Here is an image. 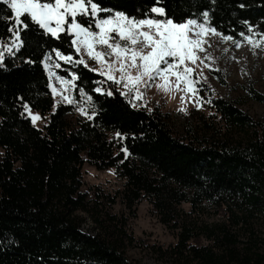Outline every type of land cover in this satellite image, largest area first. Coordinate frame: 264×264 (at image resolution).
Returning a JSON list of instances; mask_svg holds the SVG:
<instances>
[{
    "label": "trees",
    "instance_id": "1",
    "mask_svg": "<svg viewBox=\"0 0 264 264\" xmlns=\"http://www.w3.org/2000/svg\"><path fill=\"white\" fill-rule=\"evenodd\" d=\"M99 2L113 10L102 15L122 11L163 19L150 12L159 6L176 21L203 23L208 12L211 26L240 42L241 32L256 39L264 34V0ZM9 20L14 17L0 0V43L13 37L7 31ZM21 32L24 43L5 54L0 65V264H140L125 253L134 242L168 264H264V253L253 251V225L264 219V119L239 109L245 99L206 96L208 89H200V97L211 101L206 104L209 115L187 116L177 134L169 114L157 106L139 101L133 107L119 88L113 96L95 93V87L107 89L109 83L82 65L58 61L51 51L59 46L75 55L67 43L35 24ZM48 57L61 64L55 74L80 76L72 89L74 104L53 98ZM81 87L91 102L80 97ZM242 88L247 100L264 104L252 85ZM77 103L96 115L72 125L67 116L78 109ZM24 104L44 117L42 127L31 123ZM85 164L97 171L113 169L123 188L114 194L100 186L82 191ZM118 200L126 211L116 214ZM143 202L161 225L177 232L176 244L163 247L133 238L131 220ZM183 205L189 212L180 209ZM210 208L223 222L194 221ZM87 221L95 234L82 232ZM202 239L209 244L202 245Z\"/></svg>",
    "mask_w": 264,
    "mask_h": 264
},
{
    "label": "snow or ice",
    "instance_id": "2",
    "mask_svg": "<svg viewBox=\"0 0 264 264\" xmlns=\"http://www.w3.org/2000/svg\"><path fill=\"white\" fill-rule=\"evenodd\" d=\"M2 3L10 10V17H14L8 21L11 26L7 28L14 39L11 45L0 44V49L9 54H13V48L18 51L24 43L21 28L28 30L35 24L45 34L67 43L74 50L75 55L62 51L59 46L51 49L58 61L82 65L109 83L107 89L95 87V93L113 96L115 89L119 88L121 96L130 97L129 103L133 107L144 99L145 90L150 87L165 92H183L182 102L189 98L197 108L202 107L205 101L197 87V67L211 68L210 62L215 60L208 51L213 46L210 37L232 41L237 48L241 46L233 36L219 32L208 23V12L203 13L204 22L201 23L196 19L176 21L159 6L151 7L150 12L163 19L148 14L136 18L122 11L102 15L113 10L103 7L99 0H2ZM252 31L250 26L248 32ZM240 36L253 48H264V34L259 39L244 32ZM4 59V51L0 50V65ZM89 60L99 67L92 66ZM49 67L45 63V68ZM55 67L60 68L61 64L56 63ZM199 75L204 76L202 71ZM49 77H54L61 85L58 89L49 83L53 98L60 97L63 102L74 104L76 101L68 93L70 88H77L78 73L71 72V79H66L49 70ZM78 91L81 98L88 102L93 100L84 88H78ZM24 109L33 125L44 119L40 114H34L27 104H24ZM77 110L90 120L96 115L95 111L90 113L83 107ZM180 111L186 109L181 108ZM115 135L120 137L121 133ZM122 150L127 156V148Z\"/></svg>",
    "mask_w": 264,
    "mask_h": 264
},
{
    "label": "rangeland",
    "instance_id": "3",
    "mask_svg": "<svg viewBox=\"0 0 264 264\" xmlns=\"http://www.w3.org/2000/svg\"><path fill=\"white\" fill-rule=\"evenodd\" d=\"M13 39L12 37L8 42L0 44L11 45L13 44ZM210 39L212 40L213 46L209 48L208 51L215 57V60L214 62H210L212 64L211 68L198 65L196 79L203 83L204 87H197L199 89H208L204 90V95L206 96L212 93L230 100L245 99L238 106L239 109L254 119H264V104L247 100L245 98L246 92L242 88L252 85L258 93L264 96V48H253L246 41L241 42V46L237 48L232 41H222L219 37H210ZM0 50L4 51V55L8 54L5 49ZM14 50L16 51L15 48H13V51ZM241 51H244V55L239 56ZM88 62L94 67H99L94 61L89 60ZM45 63L50 66L46 68L47 73L49 74V70L54 73L56 63L48 58L45 59ZM201 71L204 74L203 77L199 75ZM217 73L222 74V77L225 78L228 84L227 86H223L219 82ZM204 77H206V79H204ZM50 80L58 89L61 88L59 81H56L54 77L50 78ZM157 83H159V81H157ZM68 94H72V88L69 89ZM145 94L146 99L140 101V103L142 105L148 103L150 106H157L162 113H168L170 116V123L173 125L177 134L182 132L183 124L187 116L197 118L209 115L206 101L202 107L197 108L192 99L186 98L183 102L181 101L180 97L185 95L183 92H165L162 89L150 87L145 90ZM54 99L59 101V104H66L60 97ZM77 106L78 108L82 107L79 103H77ZM181 108L186 109V111H180ZM31 111L34 114L37 113L32 109ZM26 114L28 116L27 112ZM85 118L86 116L82 115L77 109L67 116V119L72 125L76 123L77 119L83 120ZM42 125L43 122L40 120L37 121L35 126L42 127ZM82 171L84 184L82 191L91 193L96 186H100L106 191L114 194L123 188V182L115 176V171L113 169L97 171L89 164H85ZM180 209L184 212H189L188 205H183ZM113 211L118 214L126 210L120 203V200H118L113 206ZM214 211L215 209L213 208L206 209L205 214L201 218L194 217V221L200 225H214L223 222V218ZM80 215L87 218V215L84 213ZM131 221V232L134 239H142L148 241L150 245H161L163 247L174 245L177 242V232L169 231L161 225L157 216L152 213L151 207L147 202H143L137 207L136 217L132 218ZM253 229L255 231L253 251L264 253V219H257L253 225ZM81 230L86 234H95L92 230L90 221H87ZM201 244L208 245L209 243L202 239ZM125 253L126 256L135 263L168 264L157 259L156 256L151 253L150 248L142 247L139 242H134L132 246H128L125 249Z\"/></svg>",
    "mask_w": 264,
    "mask_h": 264
},
{
    "label": "bare ground",
    "instance_id": "4",
    "mask_svg": "<svg viewBox=\"0 0 264 264\" xmlns=\"http://www.w3.org/2000/svg\"><path fill=\"white\" fill-rule=\"evenodd\" d=\"M242 55H244V51H241L239 54V56H242Z\"/></svg>",
    "mask_w": 264,
    "mask_h": 264
}]
</instances>
